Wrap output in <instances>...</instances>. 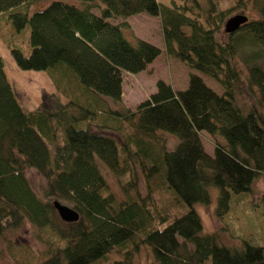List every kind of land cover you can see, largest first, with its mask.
Wrapping results in <instances>:
<instances>
[{"label":"trees","instance_id":"trees-1","mask_svg":"<svg viewBox=\"0 0 264 264\" xmlns=\"http://www.w3.org/2000/svg\"><path fill=\"white\" fill-rule=\"evenodd\" d=\"M30 1L0 0V13ZM77 1L52 0L30 15L11 12L16 28L28 26L31 50L10 52L22 69L66 66L111 105L95 111L51 92L24 110L0 56L1 239L31 224L47 246L46 257L34 264H135L141 248L152 257L147 264H264V238L230 247L217 232L202 233L192 207L208 203L209 188L216 187L221 216L232 194L249 192L264 174V66L258 61L264 0H232L224 9L216 0ZM142 12L159 17L166 54L194 72L182 89L157 80L156 90L130 110L121 102L125 74L144 71L161 51L127 38L125 21L114 20ZM236 12L248 13V20L227 33L224 23ZM244 45L252 49L240 57ZM201 131L216 138L212 155ZM171 134L177 141L169 148ZM31 168L43 180L40 191L27 178ZM108 174L118 180L119 194ZM261 199L264 205V193ZM54 200L74 208L78 219L62 220ZM176 205L184 210L171 214ZM115 253L120 256H110Z\"/></svg>","mask_w":264,"mask_h":264},{"label":"rangeland","instance_id":"rangeland-1","mask_svg":"<svg viewBox=\"0 0 264 264\" xmlns=\"http://www.w3.org/2000/svg\"><path fill=\"white\" fill-rule=\"evenodd\" d=\"M51 1L32 0L0 13V56L3 60V71L17 102L24 110L31 111L39 105L45 93L53 92L64 102L70 100L95 111L99 110L100 104L111 105L109 98L96 95L83 87L78 82L73 71L64 65L41 70L22 69L14 61L10 52L11 47L19 48L26 55L30 53L29 28L27 25L19 29L16 28L9 14L15 11H24L30 15L32 12L42 9ZM62 1L80 4L77 0ZM158 1L165 4L171 2V0ZM199 1L203 3V0ZM216 1L220 9L230 6L232 3V0ZM94 11L98 12L96 9ZM246 14L249 15L248 13ZM122 21H125L123 23L126 26L123 25L122 30L127 38L132 39L134 36L142 38L158 46L161 51L158 57L144 71L125 74L123 96L121 98L122 104L128 109L134 110L139 102L146 99L150 93L156 90V81L159 79L169 83L175 90L184 88L187 84L188 74L194 72V70L166 54L159 17L142 12L128 16L125 19L117 18L114 20V22ZM251 49L252 47L244 45L240 51V57H243ZM258 61L264 66V57L259 58ZM198 74L215 92L222 93L223 88L216 81L201 73ZM170 138L169 148H172L177 138L172 134ZM200 139L205 151L212 155L216 138L205 131H201ZM218 139L224 141V138L220 135ZM26 175L31 186L36 191H40L43 180L38 172L31 168L27 170ZM107 179L110 189L119 194L118 180L111 174H108ZM263 193L264 174L252 183L249 192L232 194L229 209L220 216L217 211L218 189L210 187L209 202L206 204L197 202L192 205L199 215L202 233L217 232L221 241L230 247L242 246L243 239H248L252 244H262L264 238V205L261 195ZM156 194L165 202L170 199V193L167 191H158ZM185 209H187L186 206ZM183 210L182 206L176 205L172 209L171 214H179ZM34 231L33 226L26 223L17 230L5 233L7 241L0 237V264H34L33 260L37 263L41 256H43L42 258L46 257L44 255L46 254L47 246L35 238ZM8 242L13 243V245L8 246ZM31 253L35 255H31ZM110 256H120V253L110 254ZM151 260L152 257L146 248H141L134 255L135 264H147Z\"/></svg>","mask_w":264,"mask_h":264},{"label":"water","instance_id":"water-1","mask_svg":"<svg viewBox=\"0 0 264 264\" xmlns=\"http://www.w3.org/2000/svg\"><path fill=\"white\" fill-rule=\"evenodd\" d=\"M248 17L245 14L236 13L229 16L224 23V30L227 33L236 31L242 24L247 22ZM53 205L59 215L64 221H76L79 217L78 212L69 205L61 203L57 200L53 201Z\"/></svg>","mask_w":264,"mask_h":264}]
</instances>
